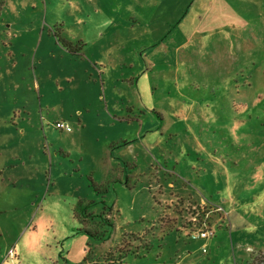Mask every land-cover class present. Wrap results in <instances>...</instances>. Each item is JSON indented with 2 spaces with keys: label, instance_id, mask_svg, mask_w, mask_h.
<instances>
[{
  "label": "rangeland",
  "instance_id": "obj_1",
  "mask_svg": "<svg viewBox=\"0 0 264 264\" xmlns=\"http://www.w3.org/2000/svg\"><path fill=\"white\" fill-rule=\"evenodd\" d=\"M0 205L27 264H264V0H0Z\"/></svg>",
  "mask_w": 264,
  "mask_h": 264
},
{
  "label": "crops",
  "instance_id": "obj_2",
  "mask_svg": "<svg viewBox=\"0 0 264 264\" xmlns=\"http://www.w3.org/2000/svg\"><path fill=\"white\" fill-rule=\"evenodd\" d=\"M83 114V113H82ZM83 118V117H81ZM67 132V131H66ZM71 133H74L75 130L72 129L70 131ZM127 139L126 138H118V139H113L111 140L110 143H114L113 146H115V143H123V148L120 149V152H119V155L122 156L125 160L126 159H129L128 157L130 158H133V151L131 150V144L125 142ZM127 143V144H125ZM139 143V142H138ZM140 144V143H139ZM121 145V144H120ZM137 153V152H136ZM113 152H112V148H110V152L108 154V160H109V164H105L102 169H103V180H101V182H98V180L96 182L100 183V184H97L95 182H93V184H95L98 189L97 190H100V191H104L105 193L108 191V183H109V179H111L113 177L110 176V173L112 172V170H115V168L113 169V167H111V163L113 161ZM116 169H118V174L123 177L124 175V170L121 166V164L119 162H117V166H116ZM4 174H5V171H4ZM4 177V176H3ZM92 179V178H91ZM107 186V187H104ZM104 187V188H103ZM191 198L193 200H200L199 199V195L196 193L194 194V196H191ZM6 210V207L3 206V205H0V244L2 242H4V245H5V251L4 253L1 252V246H0V264H27L28 263V259L25 257V254L22 250L21 247V239H22V236L21 235H18V236H15L12 235L10 236V238H4L5 236L2 237V234H4L5 232L6 233H9V228H10V231L13 232V229H14V224L12 226L11 223H4L1 219V214L3 213V211ZM160 211L162 210L161 208L159 209ZM38 215V213H37ZM105 220H108V218H104ZM16 222L18 221V225L20 227V230L22 229V227H24V223L25 221L20 219H16L15 220ZM85 221V220H84ZM119 225H121V223L119 224V222L116 224V226L118 227ZM115 226V225H114ZM28 232V228H26L23 232V234L27 233ZM125 233H133V232H124V233H120L118 234L114 241H111V238L109 237L108 240H106L105 242H102V244L100 245V243L98 244L99 247H100V250L99 252L94 256L95 258V263H98V264H105L103 262H106V259L103 258L104 257V253L113 248L114 246H116L118 244V241H119V237L121 235H124ZM11 234V233H10ZM1 238H4V239H1ZM113 240V239H112ZM2 241V242H1ZM108 241V242H107ZM3 244V243H2ZM20 246V247H19ZM13 248L14 249V257L11 258L9 257L8 255V252H6V249L8 248ZM9 248V249H10ZM18 249V250H17ZM65 252V247L64 245L61 247L60 244L58 242H54L53 241V245L52 244H49L48 245V249L46 248L45 249V252H43L39 258H36L34 259V261L32 263L34 264H77L78 260H75L73 261L70 257H64L63 254ZM3 253V254H2ZM10 260V261H9ZM80 261V260H79ZM30 263V264H32ZM87 262H85L86 264Z\"/></svg>",
  "mask_w": 264,
  "mask_h": 264
},
{
  "label": "built area",
  "instance_id": "obj_3",
  "mask_svg": "<svg viewBox=\"0 0 264 264\" xmlns=\"http://www.w3.org/2000/svg\"><path fill=\"white\" fill-rule=\"evenodd\" d=\"M55 126L58 129L64 130V131H71L72 127L70 126L69 123H66L64 121H57L55 123ZM197 237H200L201 239L204 240H209L211 239V237L214 235V230H212L210 227H206V228H199V230L195 233ZM206 242L202 245V251L206 252L207 251V247H206ZM8 255L9 257L13 258L14 257V249L10 248L8 250Z\"/></svg>",
  "mask_w": 264,
  "mask_h": 264
},
{
  "label": "trees",
  "instance_id": "obj_4",
  "mask_svg": "<svg viewBox=\"0 0 264 264\" xmlns=\"http://www.w3.org/2000/svg\"><path fill=\"white\" fill-rule=\"evenodd\" d=\"M92 185L95 187L96 190L98 189V187H97L95 184L92 183ZM77 206H78L77 208H78V210H79L80 212L83 213V212L85 211V210H84L85 207H82V204L79 203ZM99 238H100V237H99ZM102 239H103V238H102ZM121 253H122V255H121V254H120V255H121V259H122L126 254H129L130 251H129V250H125V251L122 252V250H121Z\"/></svg>",
  "mask_w": 264,
  "mask_h": 264
}]
</instances>
